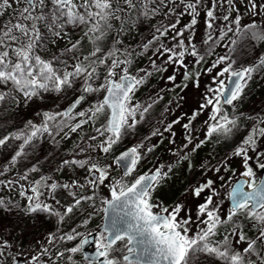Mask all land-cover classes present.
<instances>
[{
    "label": "snow or ice",
    "instance_id": "6c2138e0",
    "mask_svg": "<svg viewBox=\"0 0 264 264\" xmlns=\"http://www.w3.org/2000/svg\"><path fill=\"white\" fill-rule=\"evenodd\" d=\"M23 2L25 7L19 10V15L16 17L17 23L12 24L9 21L5 24L6 30L0 32V49H3L0 50V84L10 82L17 92L23 94L26 101L40 96L43 92L60 93L64 89L71 87L72 83L80 78H83V84L80 89L81 95L73 102L69 110L56 114L45 112L43 114L44 123L39 127L31 125V122H29L31 131L24 136L21 148L29 144L41 132L51 135L48 121L56 120L57 116L67 117V119L71 120L75 119L76 116L83 118L87 115L88 119L81 120L71 126L70 131L76 132L84 123L98 119L99 116L107 113V123L102 128H97L96 132L101 137H104L106 133L108 134L107 138L99 143L97 147L100 152L109 153L121 139L122 130L135 126L134 117L140 105H131L132 95L140 85L144 84L147 76L151 75V73H146L142 77L132 76L127 67V65L131 64V60L127 58L120 59L117 55L118 49H111L107 53L102 52L99 41L106 35L107 29L111 28L109 19L119 9L113 7L112 0H80V3H77L76 0H50L52 5L51 23H47L49 17L43 13L47 0H23ZM124 2L129 7L133 6L132 0H124ZM202 2L203 0H194V2L185 4V8L190 10L189 14L192 17L190 23L185 26V31L197 24L196 17L199 15L197 5ZM15 3H21V0H15ZM227 3L230 6V10H234L231 9L233 0H227ZM247 4L249 6L248 11L254 16L264 12V0H261L259 4L256 3V0H247ZM215 6V0H213L212 7L206 12V27L209 30L213 29V22L218 19L213 11ZM11 7L12 4L9 0H0V10ZM79 9H83V11H79ZM37 10H40L39 14H34ZM2 14L3 11H0V15ZM223 20L228 21L229 16H223ZM21 21L30 23L25 24ZM38 22L44 23L48 31L59 38H63L62 32L66 24L77 27L84 26V36L88 37L93 44V49L82 57L74 56L73 59H75L76 63L73 65H68L64 60L57 57H53L52 61H46L36 54L37 48L42 46L43 39L37 26ZM232 23L236 25L235 33L238 39L247 38L250 34L251 39L264 42V29H260L255 22L241 28L240 17L237 16ZM170 28L175 29L176 25L173 24ZM157 31L160 32V36H164L169 29L166 28L164 31L157 29ZM228 31L232 32L233 29L229 27ZM14 32H19L25 40L20 46L11 48L10 52L5 44V39L12 42L19 40V37L13 34ZM182 35V31H177L172 39L176 40L177 37ZM226 35L227 33L221 29L220 36L214 41L212 32H208L204 43L209 45V54H211L213 45ZM158 38L156 37L155 39ZM237 42L238 40H233L232 44ZM115 43L118 44L120 41L117 40ZM69 44L71 46L64 51L66 53H74L80 46V40L75 42L69 40ZM144 47L147 48L148 45ZM156 54L166 56L167 60L165 63L185 68L186 65H184L183 61L186 55L195 57L196 64H199L204 59L198 53L191 39L187 41V46L184 40H178L173 48L161 45L157 49V53H154V55ZM228 59L229 57L227 56L219 57L212 63L208 71L211 72L217 65L225 63ZM108 60L111 61L110 64L106 63ZM56 62L64 64V69L56 68L54 66ZM233 63H228L216 74L217 79L214 80V83L217 86L209 88V92L213 93V95L206 97V103L201 105V108L212 106L209 119L215 121V123L209 126L208 136L219 133L227 137L237 127V118H230L224 113L223 105L235 107L234 102L241 98L253 74L264 69V55L253 65L233 68ZM122 65L124 67H121ZM152 65L157 71L164 70L157 67L155 61H152ZM98 66L106 68V74L104 75L103 83L95 84ZM117 68H121V74L119 79H114L117 76L115 72ZM225 76H227V82L224 79H219ZM189 78V72L185 71L183 79L187 81ZM168 80L174 81L175 76H169ZM100 92L105 93L101 101L93 104L86 111H79L75 116L72 115V110L85 99L86 95ZM4 99L5 95L0 94V101ZM148 107H151V105H148ZM147 111L148 108L143 109V112ZM143 112H141V118L143 117ZM195 118L196 114L194 113L191 119ZM130 119H132L131 124H129ZM258 121L259 124H264V117L258 118ZM63 126L66 127L67 124ZM171 127L172 125L170 124L168 128L170 129ZM184 127L188 129L189 125L185 124ZM165 130L167 131L168 129ZM156 134L155 132L153 133V135ZM22 135V133L17 134L13 138L21 139ZM260 138H264V127L254 126L250 134L234 150V156L242 158L244 171L241 176L245 180L238 181L232 186L228 194L231 207L227 216L222 218L219 215V206L214 203V197L218 193L213 190L212 194L205 198V202L198 206L197 220L204 227L198 228L197 232L192 236L189 235L188 227L191 223V218H178L182 211V205L176 204L170 210L162 204L152 202L153 191L161 180L167 177V172L162 171L163 166L157 168L151 174L137 177L130 184L126 183L123 178L112 180L110 185H108L110 198L102 199V203L106 205L105 211L111 210L112 212L111 224L95 238L97 258L103 257V264H121V261L112 256V253L123 251L116 248L118 243H122L127 251V254L122 257L123 264H141V260L145 258H147L146 264H194L200 254L213 256L221 261L222 264H251L250 261H245V254H250L254 251L257 240L264 243V179L257 178L256 172L249 163L253 159L249 155V151L256 152V166L264 170V162H260L264 159V153L257 152V141ZM7 139L8 137L0 139V145H4ZM90 139L96 140L97 137L93 136ZM139 147L141 146L132 147L117 157V163L124 168V177L130 176L135 171L136 165L141 159L138 151ZM196 147L198 148L200 145L198 144ZM148 151H152V148H149ZM21 154L18 151L12 157L11 163L15 164L16 158L21 156ZM186 158L181 157V159ZM63 164L75 165L80 168H84L87 165L88 173L91 176V179L87 180V184L94 189L104 185L109 180L107 167H102L98 163L89 164L88 160L73 159L71 161L65 160ZM219 170V168L216 169V171ZM225 170L227 171V167H225ZM32 171H36V169L33 168ZM168 171H171V167H169ZM25 178L26 176L21 177V179ZM35 184L36 186L31 188L34 195L27 197L30 203L26 212L29 214L43 212L58 216L63 220L64 216L72 213L74 208L81 204L82 200L93 199V196L75 199V203L65 208L63 214H61L53 209L50 204L44 203L39 199L41 195L40 187L46 186L50 192L54 193L58 187H63L67 190L73 187L82 188L84 185H78L75 181L72 184L58 185L53 182L48 185L43 177L40 181H36ZM212 186L213 181L208 180L207 183L196 187L193 190V194L199 197L206 189H212ZM245 188L248 190L245 191ZM69 194L75 195L72 192H69ZM20 195L24 196L25 193L21 191ZM0 205H3V201H0ZM154 209H158V211H154ZM238 216H243L258 229V236L255 240H249L243 232L235 219ZM87 223L88 220H85L84 225H87ZM222 225H231L232 232L226 234L222 241H215L213 238L217 235L218 228ZM230 235H238L239 239L236 243H246L247 246L242 251L233 250L229 240ZM79 236L80 233L73 229L72 234L62 236L60 239L74 241ZM48 240L51 243L53 237L50 235ZM87 243H89V240L85 236L68 251L72 254L80 253ZM6 246L0 245V248ZM43 251L46 253L47 249ZM58 255L63 256V253H58ZM32 259L38 260L39 258L34 256ZM90 264H95V259ZM262 264H264V261H262Z\"/></svg>",
    "mask_w": 264,
    "mask_h": 264
},
{
    "label": "rangeland",
    "instance_id": "374dc122",
    "mask_svg": "<svg viewBox=\"0 0 264 264\" xmlns=\"http://www.w3.org/2000/svg\"><path fill=\"white\" fill-rule=\"evenodd\" d=\"M135 1L137 0H132V4ZM9 2L12 4V7L0 10L3 11L0 19L8 18V21L15 24L17 23L16 17L19 15V10L25 7V4L23 0L19 4L15 3V0H9ZM76 2L80 3V0H76ZM188 2H194V0H163L162 7L164 13L152 21V25L146 32L145 38L140 39L139 43L135 44L137 37L130 36L124 41L119 40L120 43L116 44V49L120 52H125L127 55L133 51L142 52L143 56L141 55L138 58L136 66L131 65L128 67L127 65L128 70L130 69L129 73L132 76L142 77L146 73H151V75L147 76L144 84L135 90L132 95L131 105H140L134 119L141 115L144 108H148L147 112L151 116H157V120L154 122L151 121L150 126L144 128V133H138L139 135L135 134L136 136H133V132L137 127L136 122L134 127H127L124 134L127 143L131 146L130 148L141 146L138 149L141 159L135 171L128 177L121 175L120 170L114 163V153L118 146H113V149L107 154L99 151L97 145L100 143L99 137L101 140V136L96 132L97 128H93V126L95 123L102 122L103 115L99 116L98 119L89 120L88 123H84L76 132H72L70 131L71 126L81 120L88 119L87 116L83 118L76 116L75 119H68L67 126L64 127L59 136L62 148L74 156L78 155L80 160H88L89 164L98 163L102 167H107L109 180L104 185H100L94 189L91 185L87 184V180L91 179L88 172L86 178L79 183L78 177L76 176L72 179H58L56 167H49L43 173L31 171L26 174L13 171L11 168L7 170L2 169L0 170V196L5 199V202H8V200L18 201L24 208H27L30 203L27 197L34 195L31 188L36 186L35 182L40 181L42 177L45 178L48 185L53 182L58 185L72 184L75 181L78 185H84L82 188L92 190L96 193L93 199L90 200V204L78 205V207L89 208L85 218V220L89 221L93 217H98V212L103 211L105 205L102 203V199L110 198L108 185H110L112 180H120L123 178L128 183L137 173L145 175L163 166L162 171L167 172V177L161 180L152 195L161 191L164 199H170L169 201L171 203L170 206L164 202L159 204L166 205L165 207H168L170 210L176 204L182 205V211L178 218H191V223L188 226L190 236L194 235L198 228L204 227L197 220L198 206L205 202V198L211 195L213 190L218 193L214 197V203L219 206V215L222 218L227 216L229 210L227 203L228 194L232 185L241 177V173L244 171L242 158L234 156V150L250 134L254 126L264 127V124H259L258 121V118L264 117V98L262 97L264 83L256 79V83L258 84H252L247 91H244L241 98L234 102V108L230 105L224 108L225 105H223L224 113L230 118H237V127L227 137L219 133H214L211 136L207 135L209 126L214 124L215 121L209 119L212 106L209 105L206 108H201V105L206 103V97L213 95V93L209 92V88H215L217 86L214 83V80L217 79L216 74L223 67L227 66L228 63H232L230 60H227L225 63L217 65L211 72L208 71L212 63L219 57L226 56L232 46V41L236 36V25L232 21L239 16L241 28L253 22L258 27L264 28V12H261L260 15H252L248 11L249 6L247 0H233L231 9L234 10H230L227 0H215L216 6L213 8V11L218 19L213 22V29L209 30L206 27V12L212 7L213 0H203L201 4L197 5V11L199 12V15L196 17L197 24L193 28L185 31V26L192 19L189 14L190 10L185 8V4ZM112 3H116L114 6L122 5L121 7L124 10L129 9V6L124 0H112ZM256 3H261V0H256ZM38 11L34 14H38ZM225 15L229 16L228 21L223 20V16ZM115 20L116 13L109 19L111 27L115 24ZM173 24L176 25L175 29L170 28ZM229 27L233 29L232 32L228 31ZM166 28L169 31L164 36H160V32L157 29L164 31ZM221 29L227 35L214 45L211 54L207 53L199 64H196V58L190 55H186L183 61L186 68L165 63L167 60L166 56L154 55L161 45L173 48L178 40H184L187 46V41L191 39L196 49H198L200 45L204 44L209 31L212 32L213 39H218ZM177 31H182L183 35L173 40L172 37ZM13 34L17 37L22 36L19 32H14ZM156 37L159 38L155 39ZM8 41L10 40L5 39V43ZM103 43V40L99 41L101 49L103 48ZM262 44L264 47V42ZM145 45H148V47L145 48ZM63 47H65L63 38L56 37L51 43V48L57 49ZM198 53L202 56L199 51ZM152 61H155L157 67L164 70H155ZM121 67L124 66L122 65ZM185 71H188L190 74V78L187 81L183 79ZM115 72L117 76L114 79H119L121 68L115 69ZM169 76H175V80L169 81ZM219 79H224L227 82V76L220 77ZM256 86H260V88L255 92L253 88ZM249 96H251L252 102H249ZM258 98L261 100H258ZM95 103L97 101L90 103L83 111L88 110ZM251 103L255 104L249 106ZM148 105H151V107H148ZM77 112H79L78 108L72 115L75 116ZM194 113L196 114V118L191 119ZM131 123L132 119L129 120V124ZM170 124L172 127L169 129L168 126ZM185 124L189 125L188 129H185ZM165 129L168 130L166 131ZM30 131L31 127L29 125L22 131L23 136H26ZM154 132L157 134L153 135ZM93 136H96L97 139H90ZM198 144L200 147L197 148L196 146ZM149 148H152V151H148ZM257 152L264 153V138H260L257 141ZM249 155L253 157L249 161L250 166L253 167L259 179L261 169L256 166V152L249 151ZM181 157L187 158L181 159ZM260 162H264V159ZM87 167L86 165L85 168L87 169ZM169 167H171L170 172L168 171ZM225 167H227V171ZM217 168L220 170L216 171ZM14 172L15 174H13ZM24 176L26 178L21 179ZM208 180L213 181L212 189H206L199 197L195 196L193 190L199 185L207 183ZM82 188L73 187L71 189L74 192H78ZM21 191L25 193L24 196L20 195ZM40 193L39 199L44 203L50 204L53 209L61 214H63L65 208L74 204L72 202L67 204L68 202H66V205L63 204L65 208H62L57 204V199H53L54 193L50 192L46 186L40 187ZM152 202L156 203L154 202V197L152 198ZM154 211H158V209H154ZM74 215L72 212L64 216L63 220L54 215L58 224L51 243L48 240L49 235H44L41 239H36L30 244L26 243L28 236H24L26 242L21 243L18 238L15 240L11 238L13 233H10L5 225L1 226L0 245L7 246L0 248V253H2L0 254V264H12L15 259H21L23 264H71V257L69 256L72 253L63 249L58 226L66 228L67 224L71 222L70 217ZM101 215L103 214L100 213V217ZM235 219L238 224L240 222L245 223V231L253 230L251 237H255L256 239L258 229L253 226L252 222L243 216H238ZM3 231H7L9 234L3 236ZM96 232L97 230L91 233ZM231 232L232 227L222 225L218 228V233L215 237L218 240H222L226 234ZM85 236H88V234L81 236V238ZM238 239V235L229 236L232 249L242 251L247 244L236 243ZM257 241L262 243L259 240ZM44 249H47L46 253L43 251ZM58 253L64 254L60 256ZM34 256L39 259L33 260L32 257ZM199 256L203 258L205 255L200 254Z\"/></svg>",
    "mask_w": 264,
    "mask_h": 264
},
{
    "label": "trees",
    "instance_id": "16d2710c",
    "mask_svg": "<svg viewBox=\"0 0 264 264\" xmlns=\"http://www.w3.org/2000/svg\"><path fill=\"white\" fill-rule=\"evenodd\" d=\"M115 4L116 3H113V7L119 9V11L115 12V24L110 29H107L106 35L102 39L104 41L102 52L104 53H107L111 49H116L117 43H115V41H124L130 36L137 37L135 44L139 43L140 39L145 38L146 32L152 25V21L164 13V9L162 7L163 0H137L133 3L132 7H129V9L126 10L121 7L122 5L114 6ZM79 11H83V9H79ZM51 12L52 5L50 0H47V4L43 8V13L49 17L47 23H51ZM8 22V18L0 19V32L5 30V24ZM21 22L25 24L30 23L27 21ZM37 26L40 29L43 39L42 46L37 48L36 54L41 56V58L46 61H52L53 57H57L64 60L68 65H73L76 63L75 59H73L74 56L82 57L83 55H87L93 49V44L89 41L88 37L84 36V26L77 27L66 24L62 32L65 47L57 49L51 48V43L56 37L48 31L45 24L38 22ZM19 39L20 40H17L16 42L8 41L5 43L6 46H8V50L10 52L11 48L20 46V44L25 40L23 36L19 37ZM69 40L72 42L80 40V46L74 53H66L64 51L67 47L71 46L69 44ZM213 40L215 41L217 39ZM234 40H238V42L236 44H232L228 54L226 55L229 57L228 60H230L232 63L234 62L233 68H240L241 66L255 64L256 61H258V59L264 55L263 42L251 39L250 34L247 38L239 39L236 35ZM197 51H199L202 57H204L207 53L209 54V45L204 43L198 47ZM62 53L64 54L61 55ZM117 55L120 59L127 58L131 60V64H129L128 67L131 65L136 66L138 58L141 55L143 56L141 51H133L128 55L125 52L119 51ZM106 63L110 64L111 61L108 60ZM54 66L61 70H63L65 67L64 64L58 62H56ZM69 70H71V68H69ZM104 73H106V68L98 66L95 84L104 82ZM256 79H258L261 83H264V69H261L260 71L253 74L252 79L248 82L244 91H247L252 84H258L256 83ZM82 84L83 78H80L74 81L71 87L64 89L60 93L43 92L40 96L34 97L28 101L25 100L22 93L17 92L13 88L10 82L7 84H0V94L5 95V99L0 101V139L8 137L5 144L0 145V170L11 168L13 171H17L18 173L26 174L31 172L33 168L36 169L34 172L43 173L49 167H56L58 179L66 180L72 179L76 176L78 177V182L81 183V181L86 178L88 170L85 167L80 168L75 165L63 164L65 160H80L78 155L74 156L69 151L64 150L59 140V136L65 127L63 125L68 123V119L57 116L56 120L48 121L49 132L51 135L49 133L41 132L37 135V137L30 141L29 144L24 145L23 148H21V145L23 144L25 135H22L21 139L13 138L15 135L21 134L22 131L29 126V122H31V125L38 127L41 126L44 123L43 114L45 112L50 114L62 112L64 107L81 95L80 89ZM260 86L254 87L253 90L255 92L258 91ZM262 92V97L264 98V89ZM103 95L104 92L86 95L85 99L78 107V110L83 111L90 103H93L94 101H100ZM248 100L249 102H252L251 96H249ZM258 100L261 99L258 98ZM254 104L255 103H251L249 106ZM256 106L258 105L256 104ZM106 118L107 113L103 114L102 122L95 123L93 128H102V126L105 125ZM155 120H157V116H151L148 112H145L142 118L140 115L135 119L137 122V127L133 132V136H136L135 134L138 133H144V128L150 126L151 121L154 122ZM125 131L126 129L122 130L121 139L116 145H114V147L118 146L116 147L114 155L118 154L122 150L130 149L131 147L126 141V136L124 135ZM107 136L108 134L106 133L104 137H101V140L99 137V142L101 143L107 138ZM18 151H20L22 154L16 158L15 164H12V157L15 156ZM139 163L136 165V167L139 166ZM13 174H15V172ZM139 176L140 173L135 174L132 180H130L128 183L130 184ZM69 192H72L75 195H70ZM95 194L96 193L94 191L84 188H82L81 191L74 192L72 189L66 190L63 187H58L54 192V197L57 199V201H59L57 204L62 208H65L66 202H68L67 204H70L71 202L75 203V199L87 196L94 197ZM0 201H3V205H0V227L5 225L8 231L13 233V236L11 237L13 240L18 238L21 243L26 242L24 236H28L26 243L30 244L36 239H41V237L44 235H51L53 237L56 233L58 223L54 215H49L43 212L29 214L26 212L27 208H24L20 202L14 200H8V202H5V199L2 196H0ZM85 203L86 205L90 204V200H82L80 205H84ZM88 210V207L83 208L76 206V208L73 210L75 215L70 217L71 222L67 224L66 228L58 226V232L61 235L60 237L67 234H72L73 229H76L77 232H80V236L77 238V240L67 241L60 239L63 244V249L66 251L76 246L81 236L97 230V226H99L101 222L100 216L93 217V219L88 221L87 225H84ZM100 213L101 211L98 212L97 215ZM244 224L245 223L243 222L239 223L243 231L245 230ZM228 226L232 227L231 225ZM3 232V236L9 234L7 231ZM245 234L247 237L251 235L249 232H246ZM213 239L215 241L223 240H218L216 237ZM78 255H80V253L69 256L71 257V264H84L79 260ZM205 256H203V258L199 256L198 260L194 261V264H222L221 261L213 256H206V258ZM245 261H250L251 264H262V261H264V243H259L257 241L254 246V251H252L250 254H245Z\"/></svg>",
    "mask_w": 264,
    "mask_h": 264
},
{
    "label": "water",
    "instance_id": "95a60500",
    "mask_svg": "<svg viewBox=\"0 0 264 264\" xmlns=\"http://www.w3.org/2000/svg\"><path fill=\"white\" fill-rule=\"evenodd\" d=\"M230 83V82H229ZM105 94V93H104ZM104 96V95H103ZM78 98V97H77ZM76 98V99H77ZM76 99H74L71 103H69L65 108H64V110L63 111H66V110H69L70 109V106L73 104V102L76 100ZM102 99H103V97H102ZM82 103V102H81ZM80 103V104H81ZM79 104V105H80ZM78 105V106H79ZM77 106V107H78ZM76 107V108H77ZM75 108V109H76ZM75 109L74 110H72V113L75 111ZM64 119H66L67 117H63ZM106 123H107V121H106ZM128 149H125V150H123V151H121V152H119L118 154H116V156L114 157V163H115V165L118 167V169L120 170V172H121V175H123V173H124V168L120 165V164H118L117 163V157H119L122 153H124L125 151H127ZM149 174H151V173H149ZM90 178H91V176H90ZM260 179H264V170H261L260 171ZM241 180H245V178L243 177V176H241L235 183H237L238 181H241ZM234 183V184H235ZM233 184V185H234ZM232 185V186H233ZM232 188V187H231ZM231 190V189H230ZM248 189L247 188H245V191H247ZM227 203H228V206H229V208L231 207V202H230V200L228 199L227 200ZM105 209H106V205H105V207H104V209H103V219H102V225L100 226V231L101 232H104L105 231V229H106V227L107 226H110V224H111V218H112V212H111V210H108L107 212L105 211ZM88 240H89V243H87V244H85V246H84V248L82 249V254H83V259H84V261H88V262H91L93 259H95V262L97 263V264H103V257H98L97 258V250H93V251H88L87 249H88V247H90V246H93V243H94V236H89L88 237ZM146 260H147V258H145V259H143V260H141V264H146ZM12 264H23V261L21 260V259H15L13 262H12Z\"/></svg>",
    "mask_w": 264,
    "mask_h": 264
},
{
    "label": "flooded vegetation",
    "instance_id": "af4514ba",
    "mask_svg": "<svg viewBox=\"0 0 264 264\" xmlns=\"http://www.w3.org/2000/svg\"><path fill=\"white\" fill-rule=\"evenodd\" d=\"M226 106H228V105H225L224 106V108H226ZM154 172V171H153ZM152 173V172H151ZM149 174V173H148ZM260 179V178H259ZM162 192L161 191H159L157 194H155V195H152V198L154 197V202H156L157 204H159V203H162V202H164L166 205H169L170 206V199H162V198H164L163 196H162ZM166 205H164V206H166ZM102 214H103V211L101 212ZM98 216H100V214H98ZM102 219H103V215H101V222H100V224H99V226H97V232L96 233H91V235H89V233H88V236L87 237H89V236H94V243H93V246H90V247H88V251H93V250H97L96 249V245H95V238L101 233V231L99 230L100 229V226L102 225ZM244 233H246L247 231H243ZM249 232V234H251L248 238H249V240H255V237H251L252 236V232H253V230H249L248 231ZM116 248L117 249H122L123 251H115V252H113L112 253V256H114V257H116L117 259H119L120 261H121V264H123V260H122V257H123V255H125V254H127V251H126V249H124V246H123V244L122 243H118L117 245H116ZM79 256V260L81 261V262H83V263H85V264H90V262H88V261H84V259H83V254H82V251L80 252V255H78ZM95 264H97L96 262H95Z\"/></svg>",
    "mask_w": 264,
    "mask_h": 264
}]
</instances>
